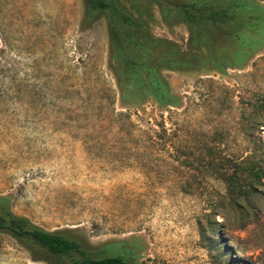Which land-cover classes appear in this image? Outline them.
Segmentation results:
<instances>
[{"label":"rangeland","instance_id":"374dc122","mask_svg":"<svg viewBox=\"0 0 264 264\" xmlns=\"http://www.w3.org/2000/svg\"><path fill=\"white\" fill-rule=\"evenodd\" d=\"M84 11V0H0V195L15 214L94 247L137 236L142 264H264V177L242 216L223 182L175 157L210 158L214 142L258 154L264 51L225 73L166 70L182 107L128 109L108 69L106 22L84 25ZM153 32L186 48L182 24L157 21ZM3 64L14 71L3 76ZM161 129L168 136L154 137ZM54 263L0 232V264Z\"/></svg>","mask_w":264,"mask_h":264},{"label":"trees","instance_id":"16d2710c","mask_svg":"<svg viewBox=\"0 0 264 264\" xmlns=\"http://www.w3.org/2000/svg\"><path fill=\"white\" fill-rule=\"evenodd\" d=\"M84 25L104 20L108 31V69L124 108L138 109L150 99L161 109L180 108L182 97L173 91L164 71H209L225 73L241 69L264 51V0H84ZM161 22L171 28L182 24L189 36L185 49L175 41L153 32ZM1 69L14 71L7 64ZM264 113V102L260 105ZM120 112L119 115H122ZM163 127V126H162ZM162 130V129H161ZM163 131V130H162ZM154 137L168 136L164 130ZM220 143L207 146L209 156L190 157L176 150L184 168L209 173L225 185L223 198L242 216L253 209V196L264 177V145L258 154L244 158L224 152ZM222 204H214L219 211ZM223 217V215H222ZM223 227L215 222L214 230ZM0 232L30 247L50 252L54 264H142L137 236L113 240L94 247L64 231L45 230L28 217L15 214L8 196L0 195Z\"/></svg>","mask_w":264,"mask_h":264}]
</instances>
